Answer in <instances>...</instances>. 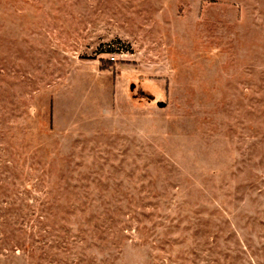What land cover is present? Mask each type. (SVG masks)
Here are the masks:
<instances>
[{"label":"rangeland","instance_id":"374dc122","mask_svg":"<svg viewBox=\"0 0 264 264\" xmlns=\"http://www.w3.org/2000/svg\"><path fill=\"white\" fill-rule=\"evenodd\" d=\"M0 264H264V0H0Z\"/></svg>","mask_w":264,"mask_h":264},{"label":"water","instance_id":"95a60500","mask_svg":"<svg viewBox=\"0 0 264 264\" xmlns=\"http://www.w3.org/2000/svg\"><path fill=\"white\" fill-rule=\"evenodd\" d=\"M158 105H159V106H160V105L162 106V105H164V103L159 102Z\"/></svg>","mask_w":264,"mask_h":264}]
</instances>
